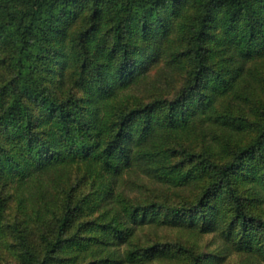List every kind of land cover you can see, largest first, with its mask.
<instances>
[{
    "label": "trees",
    "instance_id": "16d2710c",
    "mask_svg": "<svg viewBox=\"0 0 264 264\" xmlns=\"http://www.w3.org/2000/svg\"><path fill=\"white\" fill-rule=\"evenodd\" d=\"M0 49V264H147L131 238L171 214L264 254V0H0ZM156 58L178 89L130 95ZM206 124L251 137L196 152ZM136 169L199 193L140 205L116 192Z\"/></svg>",
    "mask_w": 264,
    "mask_h": 264
},
{
    "label": "rangeland",
    "instance_id": "374dc122",
    "mask_svg": "<svg viewBox=\"0 0 264 264\" xmlns=\"http://www.w3.org/2000/svg\"><path fill=\"white\" fill-rule=\"evenodd\" d=\"M0 49V88L9 78L10 70L1 62L5 56L3 50ZM148 78L140 82L136 88L129 92L137 96L145 95L146 100L155 99L161 94H170L178 89L181 83L179 70L174 69L172 65L166 63L164 59H155L149 66ZM259 70L264 71V63L260 65ZM181 73V72H180ZM262 76L263 73H260ZM157 84H151V82ZM150 89L149 95L145 94V90ZM157 91V92H155ZM124 94V95H125ZM128 95V94H127ZM122 96V95H121ZM221 106L224 105L223 98L220 101ZM226 106V105H225ZM198 126L195 132L189 137L187 145H190L194 151H201V148L207 143L212 142V147H217V151H221L219 143L220 138L229 139L231 141H241L245 144L249 141L250 133H230L228 135L221 134L217 128ZM219 135V137H218ZM226 135V136H225ZM229 136V137H227ZM215 137H217L215 139ZM176 161V160H175ZM175 163V162H174ZM75 178L82 177L85 173L82 164L74 165ZM158 176L145 174L142 170H131L125 173L117 181V191L124 194L129 199L140 205H150L157 203L165 207H179L182 204H191L199 193V183H191L185 187H171L169 184L157 178ZM101 181L99 180L97 184ZM84 184V182H83ZM84 189L90 188V184H85ZM247 185L248 196L254 197L257 188ZM243 189V188H242ZM243 193V191H242ZM254 195V196H253ZM256 196L255 199H257ZM259 199V198H258ZM255 200L252 210L264 217V197ZM251 207V206H250ZM167 210H164L166 212ZM163 212V213H164ZM178 215L171 214L170 219H175L172 224L160 220L158 223H146L139 226L135 235L131 238L133 245H140L142 249L154 247L163 251L162 255L148 261L147 264H193L196 254L202 253L204 258L201 264H264V254L256 252H248L241 250L231 241L225 240L218 231L201 232L198 226L193 227L188 224H181L176 220ZM163 218V217H162ZM160 218V219H162ZM135 242V244H134ZM128 246H123L122 250ZM120 250V248H117Z\"/></svg>",
    "mask_w": 264,
    "mask_h": 264
}]
</instances>
